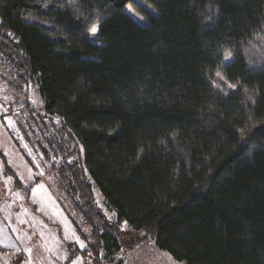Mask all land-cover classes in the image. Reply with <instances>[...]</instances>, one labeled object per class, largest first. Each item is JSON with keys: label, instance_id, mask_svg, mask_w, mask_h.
Listing matches in <instances>:
<instances>
[{"label": "trees", "instance_id": "16d2710c", "mask_svg": "<svg viewBox=\"0 0 264 264\" xmlns=\"http://www.w3.org/2000/svg\"><path fill=\"white\" fill-rule=\"evenodd\" d=\"M262 34L264 0H0L1 57L60 120L95 264L122 263V221L179 262L264 264Z\"/></svg>", "mask_w": 264, "mask_h": 264}, {"label": "rangeland", "instance_id": "374dc122", "mask_svg": "<svg viewBox=\"0 0 264 264\" xmlns=\"http://www.w3.org/2000/svg\"><path fill=\"white\" fill-rule=\"evenodd\" d=\"M247 53L252 63L264 65V34L250 43ZM1 56L0 255L10 264H95L90 253L82 252L92 242V229L78 205L82 203L68 189V180L60 172L63 156L57 158L53 153L48 141L50 130L44 126L51 120L59 124L60 120L44 113V101L36 85L25 87L28 100L40 113L32 115L26 109L25 88L15 77L14 67ZM221 77L216 74L214 82L225 83ZM93 189L102 213L108 220L117 221L116 212L109 208L99 187L94 184ZM120 228L122 249L115 261L186 264L159 249L145 232L133 231L126 221Z\"/></svg>", "mask_w": 264, "mask_h": 264}, {"label": "snow or ice", "instance_id": "6c2138e0", "mask_svg": "<svg viewBox=\"0 0 264 264\" xmlns=\"http://www.w3.org/2000/svg\"><path fill=\"white\" fill-rule=\"evenodd\" d=\"M90 31H91L93 34H95V33L98 31L97 26H96V25H93V26L91 27ZM225 59H230V56L226 55V56H225ZM217 75L219 76L220 74L217 73ZM221 79H223V77H221ZM230 87H235V86H234V85H230Z\"/></svg>", "mask_w": 264, "mask_h": 264}, {"label": "crops", "instance_id": "0c3cea01", "mask_svg": "<svg viewBox=\"0 0 264 264\" xmlns=\"http://www.w3.org/2000/svg\"><path fill=\"white\" fill-rule=\"evenodd\" d=\"M0 264H10V261H6V260L0 255Z\"/></svg>", "mask_w": 264, "mask_h": 264}]
</instances>
